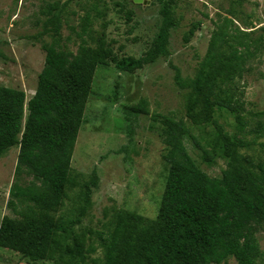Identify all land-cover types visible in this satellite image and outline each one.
<instances>
[{
    "label": "trees",
    "instance_id": "trees-1",
    "mask_svg": "<svg viewBox=\"0 0 264 264\" xmlns=\"http://www.w3.org/2000/svg\"><path fill=\"white\" fill-rule=\"evenodd\" d=\"M160 3L161 25L149 49L140 58L117 60L103 36H94L88 14L81 18L79 43L71 53L59 41V34L44 43V66L37 78L33 96L25 102L22 91L0 87V156L17 147V173L32 178L28 184L14 183L11 195L15 208L23 211L18 219L3 217L0 222V248L20 254L37 263L52 258L57 237L67 233L85 214L87 195L78 217L66 225L55 219L70 184V162L83 114L98 66L113 64L118 72L133 73L168 56L169 34L174 26L171 4ZM43 13V12H42ZM97 13H99L97 11ZM56 21L53 8H44ZM231 20L217 26L206 55L194 78L176 84L189 91L185 96L187 114L198 111V120L214 123L215 108L234 113L232 88L242 76L248 45L244 32H228ZM242 48L243 50H240ZM117 91V90H115ZM147 114V101L133 108ZM158 118V116H156ZM236 130L227 133L215 127L216 141L227 160L220 178L202 172L191 159L185 141L205 152L185 123L172 116L161 121L164 160L169 166L165 187L155 220L120 211L113 230L97 233L102 259L92 264H257L262 258L256 235L264 231V158L247 153L254 141L264 138V121L253 125L237 117ZM91 184H86L88 192ZM87 250L78 236L64 248L71 264H79ZM65 264V263H64Z\"/></svg>",
    "mask_w": 264,
    "mask_h": 264
},
{
    "label": "rangeland",
    "instance_id": "rangeland-1",
    "mask_svg": "<svg viewBox=\"0 0 264 264\" xmlns=\"http://www.w3.org/2000/svg\"><path fill=\"white\" fill-rule=\"evenodd\" d=\"M171 4L174 26L168 40V56L133 73L118 72L113 64L98 66L94 72L70 162V184L55 219L66 225L75 220L84 205L85 214L67 233L57 237L52 258L33 264H71L64 248L78 236L85 248L79 264L102 259L97 233L113 230L115 216L126 211L155 220L169 166L164 160L161 121L172 116L185 123L200 147L186 140V149L196 166L212 178H220L227 160L216 141V125L234 133L236 118L249 124L264 121V0H164ZM53 8L56 21L48 22L45 7ZM160 3L148 0H0V87L22 91L27 102L34 94L44 66V43L59 34L60 43L76 53L81 18L90 16L94 36H103L113 56L140 58L156 38L162 18ZM97 11L99 13H97ZM43 12V13H42ZM225 19L228 32H244L248 53L242 76L232 88L234 113L215 108L214 123L198 120V111L187 114V88L176 84L175 70L182 83L191 81L202 63L213 33ZM240 50H243L240 48ZM117 90V91H115ZM147 101V114L133 108ZM158 116V118H156ZM254 141L248 154L264 158V138ZM18 148L0 156V222L3 217L18 219L23 207L9 201L12 186L28 184L32 178L17 173ZM88 192L85 185L91 184ZM264 264V231L256 235ZM0 264H32L20 254L0 248ZM223 264H235L228 259Z\"/></svg>",
    "mask_w": 264,
    "mask_h": 264
},
{
    "label": "water",
    "instance_id": "water-1",
    "mask_svg": "<svg viewBox=\"0 0 264 264\" xmlns=\"http://www.w3.org/2000/svg\"><path fill=\"white\" fill-rule=\"evenodd\" d=\"M143 1L146 2V1H148V0H133L134 3H141V2H143Z\"/></svg>",
    "mask_w": 264,
    "mask_h": 264
}]
</instances>
